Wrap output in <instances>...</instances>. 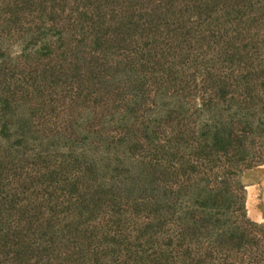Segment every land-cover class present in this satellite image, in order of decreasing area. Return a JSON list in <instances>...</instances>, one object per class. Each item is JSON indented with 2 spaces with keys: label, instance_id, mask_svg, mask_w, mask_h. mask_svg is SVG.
I'll use <instances>...</instances> for the list:
<instances>
[{
  "label": "rangeland",
  "instance_id": "374dc122",
  "mask_svg": "<svg viewBox=\"0 0 264 264\" xmlns=\"http://www.w3.org/2000/svg\"><path fill=\"white\" fill-rule=\"evenodd\" d=\"M0 264H264V0H0Z\"/></svg>",
  "mask_w": 264,
  "mask_h": 264
},
{
  "label": "trees",
  "instance_id": "16d2710c",
  "mask_svg": "<svg viewBox=\"0 0 264 264\" xmlns=\"http://www.w3.org/2000/svg\"><path fill=\"white\" fill-rule=\"evenodd\" d=\"M243 199H244V197H243Z\"/></svg>",
  "mask_w": 264,
  "mask_h": 264
}]
</instances>
